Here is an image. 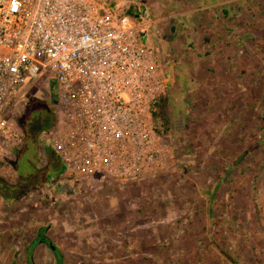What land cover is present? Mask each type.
<instances>
[{
    "label": "rangeland",
    "instance_id": "374dc122",
    "mask_svg": "<svg viewBox=\"0 0 264 264\" xmlns=\"http://www.w3.org/2000/svg\"><path fill=\"white\" fill-rule=\"evenodd\" d=\"M134 1L162 17L163 167L65 181L64 114L33 87L0 172V264H264V0Z\"/></svg>",
    "mask_w": 264,
    "mask_h": 264
},
{
    "label": "built area",
    "instance_id": "2783aa9c",
    "mask_svg": "<svg viewBox=\"0 0 264 264\" xmlns=\"http://www.w3.org/2000/svg\"><path fill=\"white\" fill-rule=\"evenodd\" d=\"M134 0H0V172L23 143L14 116L33 87L53 89L64 118L49 140L64 179L130 182L155 175L166 153L157 104L167 77L162 17Z\"/></svg>",
    "mask_w": 264,
    "mask_h": 264
},
{
    "label": "trees",
    "instance_id": "16d2710c",
    "mask_svg": "<svg viewBox=\"0 0 264 264\" xmlns=\"http://www.w3.org/2000/svg\"><path fill=\"white\" fill-rule=\"evenodd\" d=\"M128 12L131 13L133 16L138 17V15L141 11L138 10L136 5H132L129 8ZM168 102H169L168 96H163L162 99H160V101L157 104L158 112L155 113V116H161L165 120V123H167V124L169 121L168 116H167V108H168V104H169ZM59 264H61V261Z\"/></svg>",
    "mask_w": 264,
    "mask_h": 264
},
{
    "label": "water",
    "instance_id": "95a60500",
    "mask_svg": "<svg viewBox=\"0 0 264 264\" xmlns=\"http://www.w3.org/2000/svg\"><path fill=\"white\" fill-rule=\"evenodd\" d=\"M142 11L145 12V8H143Z\"/></svg>",
    "mask_w": 264,
    "mask_h": 264
},
{
    "label": "flooded vegetation",
    "instance_id": "af4514ba",
    "mask_svg": "<svg viewBox=\"0 0 264 264\" xmlns=\"http://www.w3.org/2000/svg\"><path fill=\"white\" fill-rule=\"evenodd\" d=\"M143 9V8H142Z\"/></svg>",
    "mask_w": 264,
    "mask_h": 264
}]
</instances>
